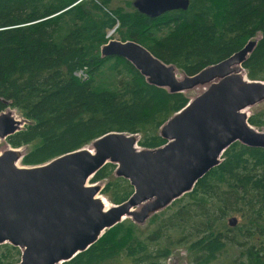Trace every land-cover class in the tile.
I'll return each instance as SVG.
<instances>
[{
  "label": "trees",
  "instance_id": "16d2710c",
  "mask_svg": "<svg viewBox=\"0 0 264 264\" xmlns=\"http://www.w3.org/2000/svg\"><path fill=\"white\" fill-rule=\"evenodd\" d=\"M129 2L124 10L113 0H0V112L11 107L27 119L6 138L14 148H29L23 165L109 132L138 133L142 148L165 143L159 128L189 98L148 83L124 58L100 55L116 19L119 39L138 42L185 74L228 57L259 33L243 67L249 79L264 81V0H189L186 9L157 17ZM83 68L86 77L74 76ZM248 122L264 128V107ZM222 158L144 227L125 219L62 264H167L179 248L187 249L188 264H212L221 255L224 264H264V148L235 141ZM115 167L106 163L90 182H102L101 193L119 204L134 189L114 175ZM20 256L18 247L0 245V264Z\"/></svg>",
  "mask_w": 264,
  "mask_h": 264
},
{
  "label": "water",
  "instance_id": "95a60500",
  "mask_svg": "<svg viewBox=\"0 0 264 264\" xmlns=\"http://www.w3.org/2000/svg\"><path fill=\"white\" fill-rule=\"evenodd\" d=\"M188 2L133 0L132 5L157 17L186 9ZM258 39L254 36L194 74L165 63L134 40L112 37L101 45V56L126 59L150 84L183 93L204 87L161 125L159 134L166 141L159 147H140L138 133L109 132L44 163L23 165L22 147L10 146L6 138L22 129L27 119L11 107L0 112V140L6 141L0 150V245L21 250L15 264L69 261L117 223L130 219L143 225L190 192L223 160L233 142L264 148V128L248 122V108L264 101V81L249 79L243 67ZM106 163L115 164L114 175L127 179L134 189L119 204L101 193L102 182H90ZM227 222L235 226L237 218L230 216Z\"/></svg>",
  "mask_w": 264,
  "mask_h": 264
},
{
  "label": "rangeland",
  "instance_id": "374dc122",
  "mask_svg": "<svg viewBox=\"0 0 264 264\" xmlns=\"http://www.w3.org/2000/svg\"><path fill=\"white\" fill-rule=\"evenodd\" d=\"M128 2H129V4H132V0H125V1L124 0H113L114 4L111 3V5L113 7H123V8L125 7L127 9L128 8ZM125 8H124V10H125ZM120 25H121L120 21L118 19H116L114 25L106 33L105 38L108 39L109 37H113V38L115 37V38L119 39V35H118L117 31L121 28ZM108 34L109 35L111 34V35L108 36ZM256 36L259 37V33ZM85 74H86L85 68H83V70L79 69V70L74 71V76L79 77V78H83V75H85ZM203 88H204L203 86H197L196 88H193L191 90L186 91L185 94L188 96V98L191 99L192 97L199 94ZM262 106L264 107V101L261 103H258L256 105L250 106L248 108V111L251 114L253 111L259 109ZM17 113L19 115H21L19 112H17ZM25 124L26 123H24V125ZM5 143H6L5 140H0V150L5 147ZM22 149L24 152H26L29 148L27 146H23ZM19 163H21V162H19ZM238 220H239V217H238ZM146 224L147 223H144L143 225H139V226L144 227ZM222 256H224V255H221V257L217 260V262H214L212 264H224L227 261V258L222 257ZM188 259H189V256L187 253V249L186 248H179V249H176L172 252L171 256L167 259V264H188Z\"/></svg>",
  "mask_w": 264,
  "mask_h": 264
},
{
  "label": "bare ground",
  "instance_id": "6f19581e",
  "mask_svg": "<svg viewBox=\"0 0 264 264\" xmlns=\"http://www.w3.org/2000/svg\"><path fill=\"white\" fill-rule=\"evenodd\" d=\"M259 37H260V34H259ZM84 77H86V74H85V75H83V78H84ZM15 114H16V113H15ZM16 115H17V114H16Z\"/></svg>",
  "mask_w": 264,
  "mask_h": 264
},
{
  "label": "flooded vegetation",
  "instance_id": "af4514ba",
  "mask_svg": "<svg viewBox=\"0 0 264 264\" xmlns=\"http://www.w3.org/2000/svg\"><path fill=\"white\" fill-rule=\"evenodd\" d=\"M132 2H133V0H132Z\"/></svg>",
  "mask_w": 264,
  "mask_h": 264
}]
</instances>
